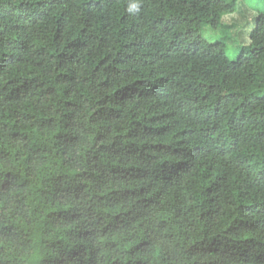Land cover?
<instances>
[{
  "label": "trees",
  "instance_id": "1",
  "mask_svg": "<svg viewBox=\"0 0 264 264\" xmlns=\"http://www.w3.org/2000/svg\"><path fill=\"white\" fill-rule=\"evenodd\" d=\"M235 3L0 0V264H264V10L200 33Z\"/></svg>",
  "mask_w": 264,
  "mask_h": 264
},
{
  "label": "rangeland",
  "instance_id": "2",
  "mask_svg": "<svg viewBox=\"0 0 264 264\" xmlns=\"http://www.w3.org/2000/svg\"><path fill=\"white\" fill-rule=\"evenodd\" d=\"M236 10L221 18L218 28L204 26L200 31L208 43L221 42L228 60H233L249 46V33L256 14L264 10V0H236ZM264 95V89L256 96Z\"/></svg>",
  "mask_w": 264,
  "mask_h": 264
},
{
  "label": "clouds",
  "instance_id": "3",
  "mask_svg": "<svg viewBox=\"0 0 264 264\" xmlns=\"http://www.w3.org/2000/svg\"><path fill=\"white\" fill-rule=\"evenodd\" d=\"M136 7L138 8V5Z\"/></svg>",
  "mask_w": 264,
  "mask_h": 264
}]
</instances>
